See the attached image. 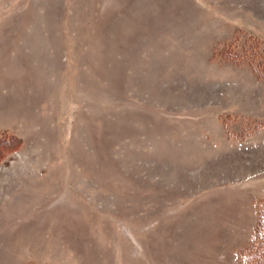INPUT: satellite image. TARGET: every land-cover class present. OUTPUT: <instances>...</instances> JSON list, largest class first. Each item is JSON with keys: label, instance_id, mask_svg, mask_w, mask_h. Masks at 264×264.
Listing matches in <instances>:
<instances>
[{"label": "rangeland", "instance_id": "1", "mask_svg": "<svg viewBox=\"0 0 264 264\" xmlns=\"http://www.w3.org/2000/svg\"><path fill=\"white\" fill-rule=\"evenodd\" d=\"M248 250L264 264V0H0V264Z\"/></svg>", "mask_w": 264, "mask_h": 264}, {"label": "trees", "instance_id": "2", "mask_svg": "<svg viewBox=\"0 0 264 264\" xmlns=\"http://www.w3.org/2000/svg\"><path fill=\"white\" fill-rule=\"evenodd\" d=\"M250 252H251V251L248 250L246 253H249V254H250ZM246 253H245V254L243 253L241 258H242L243 260L247 261L248 264H255V263L253 262V260H254V258H256V255H254V253H252V254H250V255H251V257H250V256H249L248 254H246Z\"/></svg>", "mask_w": 264, "mask_h": 264}]
</instances>
